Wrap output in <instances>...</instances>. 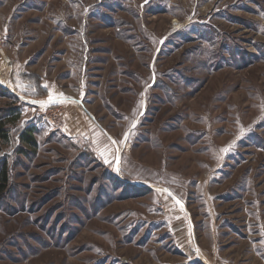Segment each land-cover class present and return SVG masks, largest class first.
<instances>
[{"label": "rangeland", "instance_id": "rangeland-1", "mask_svg": "<svg viewBox=\"0 0 264 264\" xmlns=\"http://www.w3.org/2000/svg\"><path fill=\"white\" fill-rule=\"evenodd\" d=\"M3 170L0 264H264V0H0Z\"/></svg>", "mask_w": 264, "mask_h": 264}, {"label": "trees", "instance_id": "trees-1", "mask_svg": "<svg viewBox=\"0 0 264 264\" xmlns=\"http://www.w3.org/2000/svg\"><path fill=\"white\" fill-rule=\"evenodd\" d=\"M24 135H25V136H24V139H25L26 141L31 142V143H34V142H33V139H32L31 137H29L30 135H27V134H24ZM0 178H1L2 181H6V171H5V170H3V171L1 172ZM0 187L2 188V185H1V184H0Z\"/></svg>", "mask_w": 264, "mask_h": 264}, {"label": "snow or ice", "instance_id": "snow-or-ice-1", "mask_svg": "<svg viewBox=\"0 0 264 264\" xmlns=\"http://www.w3.org/2000/svg\"><path fill=\"white\" fill-rule=\"evenodd\" d=\"M45 87H47V85H45ZM53 97H49V102H53ZM113 143H115V141H113ZM223 151H227V149H224ZM177 203H179V201H177Z\"/></svg>", "mask_w": 264, "mask_h": 264}]
</instances>
